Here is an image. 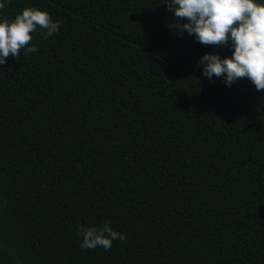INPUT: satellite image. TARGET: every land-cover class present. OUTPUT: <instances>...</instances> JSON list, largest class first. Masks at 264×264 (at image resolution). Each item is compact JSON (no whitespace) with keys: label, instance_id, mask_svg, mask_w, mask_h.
<instances>
[{"label":"trees","instance_id":"trees-1","mask_svg":"<svg viewBox=\"0 0 264 264\" xmlns=\"http://www.w3.org/2000/svg\"><path fill=\"white\" fill-rule=\"evenodd\" d=\"M163 2L0 9L60 22L0 66V264H264V91L203 76L231 43L171 28ZM104 222L126 239L81 248Z\"/></svg>","mask_w":264,"mask_h":264},{"label":"clouds","instance_id":"clouds-1","mask_svg":"<svg viewBox=\"0 0 264 264\" xmlns=\"http://www.w3.org/2000/svg\"><path fill=\"white\" fill-rule=\"evenodd\" d=\"M6 0H0V9ZM173 15L171 28L181 34L187 31L205 46L231 43V56L221 58L205 53L197 62L202 75L211 79L224 77L231 85L247 78L257 91H264V2L260 0H164ZM180 20L186 21L179 23ZM60 22L37 7H24L14 18H0V66L11 56L17 59L22 49L35 53L31 45L33 33L39 31L41 39L57 33ZM76 235L83 249H111L113 241H124L123 233L114 231L108 222L99 226H79Z\"/></svg>","mask_w":264,"mask_h":264}]
</instances>
